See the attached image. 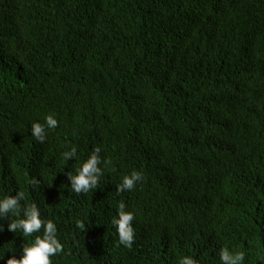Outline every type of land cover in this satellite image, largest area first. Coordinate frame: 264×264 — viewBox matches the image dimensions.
Here are the masks:
<instances>
[{"label": "trees", "instance_id": "trees-1", "mask_svg": "<svg viewBox=\"0 0 264 264\" xmlns=\"http://www.w3.org/2000/svg\"><path fill=\"white\" fill-rule=\"evenodd\" d=\"M96 146L112 162L98 189L69 191ZM18 191L57 224L53 264H221L225 245L264 264V0H0V197ZM9 223L0 264L31 239Z\"/></svg>", "mask_w": 264, "mask_h": 264}, {"label": "clouds", "instance_id": "clouds-1", "mask_svg": "<svg viewBox=\"0 0 264 264\" xmlns=\"http://www.w3.org/2000/svg\"><path fill=\"white\" fill-rule=\"evenodd\" d=\"M59 120L54 113H49L43 121L31 123V136L43 143L47 139L49 130L58 127ZM102 149L96 146L90 155L80 164L75 173L67 172L69 191L75 193H88L92 189H98L105 167L111 165L110 159H105L100 155ZM78 149L72 146L70 150L62 153L64 161H69L71 157H77ZM144 179L142 171L133 170L130 174L124 175L120 183L117 184V193L134 189L139 182ZM25 192L18 191L14 195H4L0 197V218L10 217L8 230L19 233L25 238H31L29 242L23 243L22 254L19 258L15 255L7 259V264H53V257L64 252V244L59 238L57 224L52 219H45L41 215L39 206L32 202L23 205ZM11 214L16 216L11 218ZM135 212L128 210V205L124 200H120L117 205L116 214L111 217V225L115 228L119 244L128 249L133 247L135 241V228L133 221ZM80 229L86 230L88 224L78 220ZM4 226H0V232ZM41 230L42 234H41ZM35 234V235H34ZM12 250V249H9ZM13 251V250H12ZM5 253L0 255L3 260ZM246 253L230 249L227 245L219 250V260L221 264H244ZM179 264H200V261L192 255H183L179 258Z\"/></svg>", "mask_w": 264, "mask_h": 264}]
</instances>
